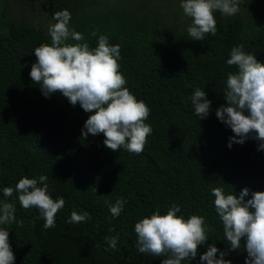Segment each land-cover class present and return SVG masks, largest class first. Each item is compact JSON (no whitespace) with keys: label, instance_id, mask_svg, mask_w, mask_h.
<instances>
[{"label":"trees","instance_id":"16d2710c","mask_svg":"<svg viewBox=\"0 0 264 264\" xmlns=\"http://www.w3.org/2000/svg\"><path fill=\"white\" fill-rule=\"evenodd\" d=\"M137 1L44 0L52 19L56 11L70 9L71 26L90 46L97 44L93 31L120 44L127 86L151 109L146 122L153 132L140 154L112 150L103 133L83 137L90 113L60 92L45 97L30 77L37 59L33 50L50 42L48 33L16 23L0 9V200L16 204L18 222L8 226L14 264H161L163 257L138 252L134 223L156 207L166 210L172 201L185 215H204L211 229L189 264H200L199 254L213 242L228 251L232 264H245L243 242L229 250L224 239L211 189L222 186L237 195L244 187L264 190V150H257L259 142L251 136L229 147L234 133L215 109L227 103L226 74L235 68L225 62L230 49L242 43L264 60V0L253 13L250 0L241 4L244 14L241 9L229 17L216 12L218 31L203 41L187 37L190 19L175 15L178 9L155 10L149 0ZM178 2L168 3L173 8ZM196 87L212 101V111L202 119L189 99ZM40 174L48 175L53 198H65L56 226L49 229L38 209H25L16 193L4 197L2 192L24 175ZM121 197L124 210L110 219L105 200ZM73 209L87 211L90 218L68 224ZM117 234L118 247L109 249L104 237Z\"/></svg>","mask_w":264,"mask_h":264},{"label":"clouds","instance_id":"9594fccd","mask_svg":"<svg viewBox=\"0 0 264 264\" xmlns=\"http://www.w3.org/2000/svg\"><path fill=\"white\" fill-rule=\"evenodd\" d=\"M243 0H179L183 15L190 19L186 26L187 37L203 41L209 34L215 36V13L225 17L240 11ZM72 13L64 8L53 14L54 23L48 27L50 42L34 48L35 62L30 77L45 97L60 92L71 104H79L90 113L82 127V135L104 134V144L112 150L123 148L140 154L153 132L147 119L150 107L127 86L120 71L121 46L110 42L108 34L93 31L96 46H90L85 34L71 26ZM226 64L235 66L226 74L223 90L226 104L215 109L217 118L234 133L233 142L244 143L249 137L257 140V150H264V60L246 51L242 43L229 51ZM194 114L207 117L212 111V101L201 87H196L189 97ZM4 197L16 193L20 205L36 208L44 219V229L56 226V216L65 206V198H53L49 191L47 174L29 177L24 175L14 186L2 188ZM214 207L223 227L229 250L241 248L247 256L245 264H264V190L244 187L237 195L217 186L211 189ZM248 197L247 199H245ZM125 199L115 202L105 200L111 218L119 217ZM16 204L0 200V264H14L15 255L9 242L8 226L16 221ZM90 218L87 211L73 209L68 224H78ZM18 222V221H16ZM135 245L139 253L163 257L161 264H189L198 255V245H203L211 235L206 217L199 213L185 215L180 203L172 201L162 210L156 207L139 217L134 223ZM109 249L118 247L119 234L105 236ZM228 251L219 249L215 242L199 254L200 264H232L226 258Z\"/></svg>","mask_w":264,"mask_h":264},{"label":"rangeland","instance_id":"374dc122","mask_svg":"<svg viewBox=\"0 0 264 264\" xmlns=\"http://www.w3.org/2000/svg\"><path fill=\"white\" fill-rule=\"evenodd\" d=\"M124 2H130V0H123ZM136 1V0H135ZM170 0H149V5L153 6L155 10L159 7L169 9L168 12H173L175 15L180 16L184 19L182 9L179 7V2L172 8L169 5ZM148 0H138L135 4L144 3L147 4ZM250 10L252 13L255 12L261 5L263 0H250ZM5 8L6 15L16 23L28 24L36 29L45 31L48 33V27L50 23H54L53 19L49 15L48 3L42 0H0V9ZM164 8H161L163 11ZM241 14L245 12V6H240ZM167 12V10L165 11ZM162 12L161 13H165ZM166 14V13H165Z\"/></svg>","mask_w":264,"mask_h":264},{"label":"flooded vegetation","instance_id":"af4514ba","mask_svg":"<svg viewBox=\"0 0 264 264\" xmlns=\"http://www.w3.org/2000/svg\"><path fill=\"white\" fill-rule=\"evenodd\" d=\"M44 1V0H43Z\"/></svg>","mask_w":264,"mask_h":264}]
</instances>
